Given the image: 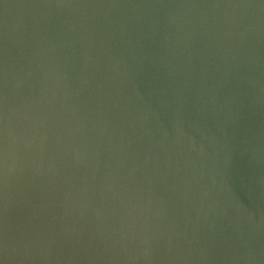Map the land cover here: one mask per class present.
Here are the masks:
<instances>
[{"label": "water", "instance_id": "obj_1", "mask_svg": "<svg viewBox=\"0 0 264 264\" xmlns=\"http://www.w3.org/2000/svg\"><path fill=\"white\" fill-rule=\"evenodd\" d=\"M0 264H264V0H0Z\"/></svg>", "mask_w": 264, "mask_h": 264}]
</instances>
